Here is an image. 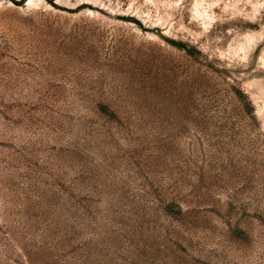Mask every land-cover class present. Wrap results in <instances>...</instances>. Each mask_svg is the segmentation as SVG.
Masks as SVG:
<instances>
[{
  "label": "rangeland",
  "instance_id": "1",
  "mask_svg": "<svg viewBox=\"0 0 264 264\" xmlns=\"http://www.w3.org/2000/svg\"><path fill=\"white\" fill-rule=\"evenodd\" d=\"M0 264H264V0H0Z\"/></svg>",
  "mask_w": 264,
  "mask_h": 264
}]
</instances>
